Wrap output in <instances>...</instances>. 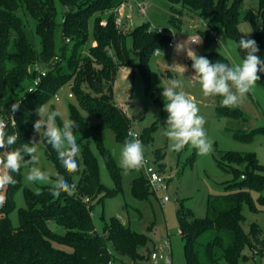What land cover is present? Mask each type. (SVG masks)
Returning <instances> with one entry per match:
<instances>
[{
  "label": "trees",
  "instance_id": "1",
  "mask_svg": "<svg viewBox=\"0 0 264 264\" xmlns=\"http://www.w3.org/2000/svg\"><path fill=\"white\" fill-rule=\"evenodd\" d=\"M64 7L58 18L56 2ZM128 0H0V117L14 114L15 126L9 122L8 131L19 133V139L12 147L31 142L34 131L36 108L63 86L70 85L77 104H70V119L79 125L74 129L77 141L82 143L78 160L79 170L69 175L57 159L56 151L46 143L47 154L55 163L58 174L70 184H75L73 195L62 193L51 195V185H42L40 195L26 188L27 205L20 207V223L15 225L10 218L15 208L14 194L22 185L20 173H12L17 180L15 186L0 191L5 203L0 206V264H142L151 252L148 234L133 229L119 218H112L100 234L94 225L92 210L97 201L123 191V177L118 161L105 146L101 125H108L117 141L128 138L131 120L115 100L114 84L120 66L133 65L128 37L138 53V68L149 91L151 70L149 61L155 51L162 49L171 36L167 29L160 33L152 27L151 21L136 25L123 33L119 7ZM169 3L170 21L174 28L182 25L175 18L184 15L197 22H208L218 32H224L236 42L242 36L239 23L242 14L253 25L254 39L259 47L257 53L264 59V0H258L256 9L242 13L244 0H166ZM145 3V2H140ZM147 4V3H146ZM138 9L139 4H138ZM148 10V5H147ZM142 14H146L141 12ZM25 15L29 20L24 21ZM125 16V13L123 14ZM93 20L94 45L87 54L84 46L88 38L89 21ZM61 26L62 41L57 44V26ZM33 26L34 31L29 27ZM204 44L213 41L208 30L198 28ZM69 37V42L66 38ZM169 47V46H168ZM244 57L245 53L238 48ZM202 56L212 62L231 61L215 49H204ZM44 72V74H43ZM264 84V73H259ZM39 79L38 85L35 81ZM32 88V90H31ZM156 102L159 95L150 87ZM149 91V92H150ZM217 111L228 118H236L230 109L221 107ZM20 101L19 110L12 113L11 105ZM101 119L98 124H89L81 109ZM143 130L144 144L153 139L155 126ZM12 129V130H11ZM234 138L243 142L253 141L258 132L242 133L232 131ZM92 140L115 182V188H108L100 178L98 157L90 146ZM6 149H0V152ZM158 153V152H157ZM162 152L159 156L164 157ZM220 164L231 171L233 179L224 188L208 196L207 212L197 217L191 208L179 209V230L185 244L187 264H238L241 249L248 245L257 253H264V234L255 222L247 232L243 227L246 219L243 208L247 204L257 209L251 195L252 189H264V179L258 171L264 172V164L255 152L225 151ZM225 161H228L225 163ZM245 163L244 169L233 163ZM78 177L75 180V177ZM116 189V190H115ZM131 193L136 198L152 194L144 173L131 183ZM86 198H89L86 201ZM264 203V196L259 199ZM52 223L63 228L54 229ZM112 247V248H111ZM131 260L132 263L128 262ZM128 262V263H127Z\"/></svg>",
  "mask_w": 264,
  "mask_h": 264
},
{
  "label": "rangeland",
  "instance_id": "2",
  "mask_svg": "<svg viewBox=\"0 0 264 264\" xmlns=\"http://www.w3.org/2000/svg\"><path fill=\"white\" fill-rule=\"evenodd\" d=\"M140 2L147 3L148 10L146 14H142L138 10ZM56 4L60 20L64 7L60 1H57ZM257 7L258 0H244L241 11L244 13L249 9H256ZM125 10L126 17H120L123 33H127L132 26L139 25L145 21H151L154 29L159 27L167 29V33L174 38L175 44L187 41L189 37L192 39L190 32L193 31V28L186 29V27L191 26L192 23H197L196 19L193 21L187 15H184L182 19L176 15L177 23H180L184 28L183 30L174 28L170 21L172 15L169 12V3L166 0H128ZM132 12H134V17H130ZM22 16L25 22L27 20L30 22V18L25 15ZM93 22L92 19L89 21L88 38L83 50L85 54L88 53L90 47L95 43ZM207 23L201 20L198 26L204 30L207 27ZM29 29L30 31H34L33 26L29 27ZM239 30L242 35L250 33L247 38L252 39L254 37L253 25L250 20L244 17V14H242L240 19ZM56 32L57 44L60 45L63 40L60 25L57 26ZM219 35L220 40L223 42L222 47H220L218 41L214 40L206 45L202 40L201 44H193L191 47L197 55L202 56L204 49H215L224 54L231 63H239L243 56L235 46V39L228 37L224 32H219ZM127 42L132 62H138V53L132 46V38L130 36ZM158 50L160 53L154 52L149 61L151 70L149 84L152 89L157 90L160 102L155 101L150 87V92H146L145 82L139 71L135 74L133 73V76L129 79L127 92L125 91V86L121 88L119 99L120 101L129 103L127 107L128 115L136 120L135 126L132 127L137 131L142 132L141 130H144L145 127L157 122L153 134L154 139L149 144H144V147L145 152L155 161L158 169L166 174L167 177L169 188L165 192L160 190L158 195L160 197L168 195L170 201L163 204L153 194L146 195L145 198L134 197L131 193V183L135 177L141 174V170L125 173L121 169L124 182L123 191L97 201L92 210V215L95 228L100 234L104 233L106 223H109L114 217L119 218L122 223L130 225L133 229L148 234L151 252L149 259L143 261L142 264H155L150 258L151 253L157 246L165 242L168 234L170 235L172 244L173 264H187L185 242L179 231V209L182 206L191 208L197 217H204L206 215L209 194L221 191L226 182L233 179L232 172L226 171L220 164V161H223L222 156L225 151L255 152L259 161L264 164V132L257 133L258 130H264V84L260 80L257 81L253 91L248 94L247 99L238 107L243 114L230 109L231 114L236 118H228L218 113L215 97H205L200 84L190 78L194 75V71L186 53L178 55L175 53L174 47H168L167 45ZM174 62L187 66V71L183 73V68L175 65L172 66ZM168 65L170 66L169 68ZM118 76L121 78V74ZM172 78L183 81L184 91L197 103L200 109L199 114L203 115L206 119L205 128L208 136L213 140V152L208 156L198 155L196 149L190 145L186 146L179 153L168 150V140L163 135L167 113L163 110L164 99L161 95L163 91L161 85H165ZM119 80L121 81V79ZM119 89L120 86L118 87ZM70 92H72L71 87L66 84L54 96L49 97L42 103L46 112L49 110H59L62 113V118L57 117V124L60 126H62L64 119H70L69 105L71 103L78 105L76 96L70 97ZM80 109L89 124L101 122L100 118L89 111ZM38 119L39 116L36 112L35 121ZM101 126L103 143L116 160L119 161L120 149L123 143L116 140L113 130L108 125L103 123ZM235 130H239L242 133H250L256 130L257 135L253 141L243 142L234 138L232 131ZM12 133V131H8V134ZM33 140L38 143V155L40 159L37 166L43 171L48 172L51 180L54 181L58 175V171L55 163L48 157L46 141H40V135L35 131H33L31 137V141ZM77 142L80 148H82V143ZM89 143L98 157L101 181L113 190L115 182L98 150L97 144L92 140ZM162 152L165 154L164 158L159 156ZM25 159H29V157L26 156ZM227 162L225 161V163ZM232 165L239 169L245 168V163L243 162L233 163ZM25 171L21 170L20 172L22 185L15 191V208L10 213L12 223L15 225L20 223L19 208L26 207L27 205L25 189L28 188L34 191L35 188L41 189L42 185H45L26 183L24 179ZM257 173L264 179V172L258 171ZM74 179L77 180L78 177L76 176ZM251 195L256 202L257 209L252 210L247 204L244 205L243 213L246 219L243 227L248 232L251 224L255 222L262 228L264 234V203L259 201L260 197L264 196V189L261 192L257 189H252ZM52 227L61 232L63 231V228L55 223H52ZM128 262L132 263L131 260H128ZM117 264H119V261H117ZM158 264L166 263L160 261ZM222 264L227 263L224 262ZM238 264H264V253L256 254L250 246L245 245L241 249Z\"/></svg>",
  "mask_w": 264,
  "mask_h": 264
},
{
  "label": "clouds",
  "instance_id": "3",
  "mask_svg": "<svg viewBox=\"0 0 264 264\" xmlns=\"http://www.w3.org/2000/svg\"><path fill=\"white\" fill-rule=\"evenodd\" d=\"M250 33L241 36L235 46L245 53L239 63H224L221 61L212 62L205 56L197 55L191 45H199L201 39L188 38L187 41L177 42L174 46L176 54L186 53L192 61L194 75L190 78L200 84L205 97H221V107L237 108L243 104L261 79L259 73H264V59L257 55L259 47L254 39L247 38ZM66 42L69 40L66 38ZM220 47L223 42L218 41ZM183 68L187 66L173 63L172 66ZM161 93L164 99L163 110L167 113L163 135L168 140V150L179 153L186 146L196 149L200 156H208L213 152V140L208 136L205 128L206 119L200 115L197 103L183 89L181 79L172 78L165 85H161ZM20 101L11 105V112L19 110ZM39 119L34 123V131L40 135V141L47 144L57 153L64 170L72 175L79 170L77 158L81 148L77 142L74 129L79 125L75 120L64 119L62 126L57 124V117L62 118L59 110H49L43 105L36 108ZM46 113V114H45ZM13 126L15 120L12 119ZM8 121L0 117V191H6L8 186H15L17 180L12 173L24 172L25 182L28 184H50V193L59 197L62 193L73 195L76 189L75 184H70L62 175H57L51 180L48 172L43 171L39 166L38 143L33 140L13 148L19 139V133L8 134ZM39 141V142H40ZM145 147L137 135L130 131L120 149L119 167L125 172L140 171L146 164L144 157ZM29 159H25V157ZM34 193L40 195V188H35ZM5 203V196L0 195V206Z\"/></svg>",
  "mask_w": 264,
  "mask_h": 264
},
{
  "label": "built area",
  "instance_id": "4",
  "mask_svg": "<svg viewBox=\"0 0 264 264\" xmlns=\"http://www.w3.org/2000/svg\"><path fill=\"white\" fill-rule=\"evenodd\" d=\"M124 7H125V4L122 3V5L118 9V13H119L120 17H122L124 14L123 13ZM139 8H140L141 12L145 13L147 11V4L146 3H139ZM119 23H120V20L118 21V24ZM207 30L209 31V33H210V35L214 41H220L219 32L217 30H215L212 25H209ZM157 31L162 33V32H164V28L159 27V28H157ZM192 39H197V38L194 37ZM174 45H175L174 38L171 37L169 42H168V46L174 47ZM43 74H44V72H43ZM39 81L40 80L37 79L35 81V85H38ZM31 90H32V88H31ZM69 96L72 97L73 94L70 92ZM4 119L6 121H8V123L9 122L12 123V119L15 120V117H14V114H12L10 117L4 118ZM130 131L134 132L137 135V137L142 141V143L144 145L141 133L138 132L133 127L129 128L128 133ZM144 157L146 160V164L144 165V167L141 170L143 171L144 175L146 176V178L148 180L151 191L155 195H158V192L160 190H162L164 192L167 191L169 188V184L167 181L166 174H164L163 172H161L158 169L155 161L151 158V156L147 152H144ZM161 199H162V202H166L170 198L168 195H164L163 197H161ZM88 200H89V198H86V201H88ZM91 214H92V212H91ZM150 258L155 264H158L160 261H163L166 264H173V259H172V255H171V242H170V240L166 239L162 245L157 246L156 249L151 253ZM107 264H114V263L112 261H109Z\"/></svg>",
  "mask_w": 264,
  "mask_h": 264
},
{
  "label": "crops",
  "instance_id": "5",
  "mask_svg": "<svg viewBox=\"0 0 264 264\" xmlns=\"http://www.w3.org/2000/svg\"><path fill=\"white\" fill-rule=\"evenodd\" d=\"M126 9V8H125ZM124 9V13H125V10ZM139 10V9H138ZM140 12V11H139ZM134 17V12H132V14H130V17ZM124 17H126V14H125V16ZM191 18V20H193V21H195V18H193V17H190ZM127 19V18H126ZM198 23H200V22H197V23H192L191 24V26H188V27H186V29L187 28H193V31H191L190 33L192 34V38H194V37H196L197 39H201V40H203L204 41V39H203V37L197 32V29L199 28V26H198ZM133 27H135V26H132L131 28H130V30L133 28ZM208 27H209V24L207 23V27L206 28H204V30H207L208 29ZM183 26L181 27V29L180 30H183ZM128 32V31H127ZM206 47V46H205ZM156 53H160L159 52V50H157V51H155ZM190 63H192V61L190 60L189 61ZM136 64H137V62H134L133 61V65L132 66H130V67H127V66H120L119 67V70H118V75H120L121 74V78H119V76H117V79H116V81H115V84H114V92H115V100H116V103L120 106V107H122L123 108V110L125 111V113L127 114V116H128V118L131 120V124H132V126H135V124H136V120L135 119H133L131 116H129L128 115V109H127V107L129 106V103L128 102H126V101H120V90H121V88H124L123 86H125V91L127 92V84H128V82H129V79H131V76H133V73L135 74L136 72H138L139 70H138V68L137 67H135L136 66ZM170 66L168 65V68H169ZM132 74V75H131ZM136 77V76H135ZM119 79H121V81L119 80ZM118 81H120V82H118ZM120 86V89L118 90V87ZM145 87H146V84H145ZM118 92V93H117ZM130 95V94H129ZM215 102H216V109H217V105H218V100H217V97L215 96ZM219 113V112H218ZM149 126H147V127H145V129L146 128H148ZM142 132H140L141 134L143 133V130H141ZM139 132V131H138ZM164 157H165V155H164ZM163 157V158H164ZM143 173V171L141 170V174ZM140 174V175H141ZM152 194L156 197V198H158L161 202H162V199H161V197L160 196H158V195H155L153 192H152ZM168 201H170V199L168 200ZM168 201H166V202H162L163 204L164 203H167ZM93 216V215H92ZM125 224V223H124ZM180 231V230H179ZM181 235V234H180ZM166 239H169L170 240V235L168 234V237H166ZM165 239V240H166ZM170 242H171V240H170ZM171 255L173 256V252H172V244H171ZM173 258V257H172Z\"/></svg>",
  "mask_w": 264,
  "mask_h": 264
}]
</instances>
